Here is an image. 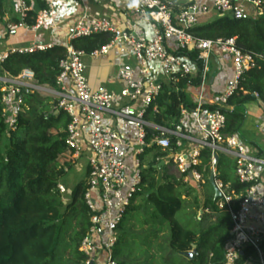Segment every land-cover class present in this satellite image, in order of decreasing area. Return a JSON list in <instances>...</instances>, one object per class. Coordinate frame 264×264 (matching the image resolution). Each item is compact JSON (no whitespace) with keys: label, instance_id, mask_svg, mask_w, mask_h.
I'll list each match as a JSON object with an SVG mask.
<instances>
[{"label":"built area","instance_id":"built-area-1","mask_svg":"<svg viewBox=\"0 0 264 264\" xmlns=\"http://www.w3.org/2000/svg\"><path fill=\"white\" fill-rule=\"evenodd\" d=\"M40 2L44 5L39 6ZM15 3L17 18L12 20L6 13L8 17L0 20V39L21 28L37 32L46 24L58 27L55 22L58 0H15ZM250 5L255 16L263 13L261 0H211L210 3L193 0L184 6H177L171 0H129L123 12L127 16L123 24L112 17H94L83 12L64 30L66 54L59 63L56 86L40 83L30 68L17 75L6 71L0 74L2 115L8 131L17 128L20 115L28 108L25 97L37 93L57 99V112L61 109L68 114L66 144L73 150L76 164L88 153L84 200L90 224L80 242L79 249L84 256L80 264H118L114 248L119 238V225L141 189L145 168L142 155L152 145L168 151L172 157L169 161L174 163L179 175L176 178L186 183H205L198 165L202 150L211 152V173L220 191L216 205L230 215L233 226L222 258L214 262L211 253L206 264H251L253 255L241 262L246 248H251L264 264L261 248L264 156L251 153L238 134L224 132L226 116L221 110L237 90L241 75L255 65V59L251 53L239 49L234 38L204 39L192 32L203 24L205 17L212 15L239 13L249 17L247 7ZM32 11L37 12L32 15ZM28 17L33 19V24L27 23ZM141 24L148 27L150 36L140 31ZM95 32L110 33V42L90 53L72 45L73 39ZM54 44L37 41L27 47L5 51L0 53V61L11 51L33 53L45 51ZM111 49H126L134 64L118 68L115 78L122 84L119 92L105 88L94 90L85 74L84 57L98 58ZM215 49L231 57L234 69L232 81L216 98L219 107L204 108L203 95L200 93L198 99V85H193L195 107L191 110L181 107L177 127L148 120L146 115L151 107L158 111L153 103L166 82L176 83L181 77L199 75L200 90L205 88L208 59ZM177 50L199 51L203 67L200 69L196 61L178 54ZM101 112L132 123L135 136H125L117 125L105 122ZM148 128L153 131L149 141ZM257 129L264 134V124H258ZM215 154L236 160L235 172L239 182L245 185L243 190L237 193L217 178ZM58 189L61 193H70L63 182L58 183Z\"/></svg>","mask_w":264,"mask_h":264},{"label":"trees","instance_id":"trees-1","mask_svg":"<svg viewBox=\"0 0 264 264\" xmlns=\"http://www.w3.org/2000/svg\"><path fill=\"white\" fill-rule=\"evenodd\" d=\"M43 5L40 2L39 6ZM261 6L264 9V0H261ZM36 12L32 11L31 14L35 15ZM0 20H3L1 14ZM33 22L32 18H27V23ZM192 32L204 39L234 38L239 49L254 56L255 65L241 75L237 90L228 99L227 105L221 107L226 116L224 132L238 134L246 120L244 105L254 99H259L264 105V11L255 17L226 14L199 25ZM110 40V33L95 32L73 39L71 43L75 48L90 53ZM176 52L188 55L198 63L200 69L203 67L199 51ZM65 54L64 43H55L45 51L33 53L11 51L0 61V74L6 71L17 75L23 69L30 68L40 83L56 86L59 63ZM200 81L198 75L181 77L176 83L166 82L153 103L158 111L151 107L146 118L166 127H177L181 107L190 110L195 107L188 88L199 85ZM25 102L28 108L20 115L17 128L8 131L2 115L0 93V264H80L84 258L79 249L80 242L90 224L84 200L87 182L80 181L68 195L58 189V183L63 182L66 169L76 164L73 150L66 144L69 116L61 109L57 112L55 98L35 93L28 94ZM203 107L214 109L219 105L203 104ZM152 134L153 131L148 128V141ZM5 135L8 137V147L3 151L1 142ZM154 149L160 148L157 145L148 147L142 159ZM157 166L150 163L143 169L141 189L135 200L147 194L146 200L153 208L151 224L169 228L171 247L187 258L189 264H206L211 253L214 254L213 261L218 262L230 238L233 226L230 215L225 210H220L222 212L216 221L200 233L184 225L178 215L185 200L179 191L183 181L175 178L159 183L155 176ZM235 169L234 158L219 156L216 163L217 178L228 183L238 193L245 185L239 182ZM198 170L203 173L204 184L211 185V152L208 149L201 152ZM216 201L213 190L206 202L218 211ZM132 206L133 204L119 225V238L114 248L118 264H142L139 262V255L150 251V240L157 233L154 230L142 239L130 231L127 222L129 224L134 218L141 225L149 222V219H140L138 209ZM67 224H71L73 230L63 250H69L72 258L64 261L58 250L61 232ZM261 248L264 262V237ZM188 252H192V256L187 255ZM249 255L254 256L251 264H261L259 256L251 248L244 250L241 262L244 263ZM155 258L151 253L147 257V264Z\"/></svg>","mask_w":264,"mask_h":264},{"label":"crops","instance_id":"crops-1","mask_svg":"<svg viewBox=\"0 0 264 264\" xmlns=\"http://www.w3.org/2000/svg\"><path fill=\"white\" fill-rule=\"evenodd\" d=\"M171 1L177 6H184L193 0ZM197 1L210 3L211 0ZM128 5L129 0H58L55 16V22L58 27L55 29L51 27L50 24H46L44 29L51 30L49 37H46L43 33H34L33 37L28 42V45L37 41L65 44L63 34L64 30L68 25L74 23L83 12H87L90 16L94 17H112L118 20L120 24H123L127 18L123 12L126 8H128ZM247 9L250 16L255 17L253 14V6L250 5ZM16 15L17 14H15V16ZM7 17L8 16H6L5 13L3 18ZM129 17L134 19L131 15ZM218 17L219 16L216 15L205 17L203 19V23H207ZM14 18H17V16ZM140 31L148 36L151 35L150 30L145 24H141ZM3 52L5 51L0 53ZM132 62L133 58L127 54L126 49H111L106 55H102L98 58L86 55L84 57V63L86 65L85 74L88 83L94 90L105 88L111 91L119 92L122 84L116 80V72L120 66L130 65ZM208 68V82L203 90H200V86L198 85V99L200 93H202L204 104H216L217 96L225 91L234 77L231 57L227 54H222L215 49L208 59ZM188 92L191 93L193 98H195L196 92L192 88H188ZM244 110L246 120L241 132L248 135L250 141H253V143L249 142L246 137L241 136L240 138L247 144L251 153L264 156V134L257 129L258 124H264V105L259 99H254L244 105ZM100 116L105 122L117 125L125 136H135L136 130L134 129L135 127L132 123L117 120L104 112H101ZM127 127H131L133 129V133L128 132ZM80 181L81 180L76 182L74 186L72 185V188H70L67 184L66 185L71 191V189H73Z\"/></svg>","mask_w":264,"mask_h":264},{"label":"rangeland","instance_id":"rangeland-1","mask_svg":"<svg viewBox=\"0 0 264 264\" xmlns=\"http://www.w3.org/2000/svg\"><path fill=\"white\" fill-rule=\"evenodd\" d=\"M16 10L17 3H15V0H2L0 4V14L2 18L4 17V14L7 13L12 20H15L14 17H16L15 14H17ZM50 32V29L47 30L44 29V27L37 32L27 31L24 28L18 29L15 33L6 34L0 39V52L10 51L20 47H27L28 42L33 37L34 33H43L46 37H49ZM132 64H134V61ZM127 131L133 133V129L131 127H127ZM238 136L246 137L248 138L247 140L249 142L253 143V141H250L249 136L243 132L238 133ZM1 147L3 151H5L8 147V137L6 135L2 138ZM224 159L226 158L224 157ZM143 160L145 167L150 163L159 165L161 161H164V164L161 165V167L158 168L157 172L155 173L159 183L171 181L179 176L174 163L169 161L168 151H164L163 149H154L147 153ZM87 163L88 153L84 154L81 159L78 160L77 164L68 169L62 180L63 183L72 188V185L74 186L79 180L87 181ZM179 191L182 193L185 199L183 209L178 213L179 219L184 225L190 226L191 228L198 231V233L214 223L217 217L220 215V212H222L220 210H214V208L206 202L207 198L213 191V187L211 185L193 181L189 183L183 182L179 186ZM146 195L147 194L138 197L134 201L132 208L138 209V217L140 219H149L148 224L141 225L140 222L135 218L132 219L129 224L127 222L130 231L142 239H144L154 230H157L156 236L150 240L152 242L150 251L146 254L140 253L139 258L141 259L139 262L142 264H147V257L152 253L156 258L148 262V264H189L187 258H185L180 253L175 252L171 247V232L169 228L165 225H157L155 227L151 224L152 220H150V215L153 208L152 205L146 200ZM204 207H207L208 211H206ZM72 230L73 227L71 224H67L61 232L58 254H60L62 257L61 259L64 261L72 258L69 250H63L67 245Z\"/></svg>","mask_w":264,"mask_h":264},{"label":"water","instance_id":"water-1","mask_svg":"<svg viewBox=\"0 0 264 264\" xmlns=\"http://www.w3.org/2000/svg\"><path fill=\"white\" fill-rule=\"evenodd\" d=\"M236 15H237L238 17H241V16H242V15L239 14V13H237ZM171 158H172V157H169V160H170ZM218 159H219V155H218V154H215V160H214L215 163H217ZM163 164H164V161H162L157 167L160 168L161 165H163ZM209 182H210L211 186L213 187V190H214V199L216 200V199L220 196V191H219V189H218L217 186H216V183H215V177H214V174H213V173H211L210 176H209ZM193 247L196 248V245H193ZM186 254L189 255V256H192V252H188V253H186Z\"/></svg>","mask_w":264,"mask_h":264}]
</instances>
